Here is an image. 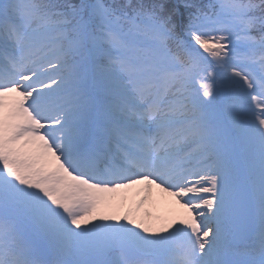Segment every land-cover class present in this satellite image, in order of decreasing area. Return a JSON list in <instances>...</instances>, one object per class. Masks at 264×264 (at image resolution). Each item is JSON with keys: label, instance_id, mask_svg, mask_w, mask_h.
Segmentation results:
<instances>
[{"label": "snow or ice", "instance_id": "snow-or-ice-1", "mask_svg": "<svg viewBox=\"0 0 264 264\" xmlns=\"http://www.w3.org/2000/svg\"><path fill=\"white\" fill-rule=\"evenodd\" d=\"M0 264H264V0H0Z\"/></svg>", "mask_w": 264, "mask_h": 264}, {"label": "rangeland", "instance_id": "rangeland-1", "mask_svg": "<svg viewBox=\"0 0 264 264\" xmlns=\"http://www.w3.org/2000/svg\"><path fill=\"white\" fill-rule=\"evenodd\" d=\"M102 195L105 197L104 210L108 214L129 215L156 226L165 220L180 217L184 211L171 197L155 188L149 198L141 204V199L145 195L143 185Z\"/></svg>", "mask_w": 264, "mask_h": 264}]
</instances>
